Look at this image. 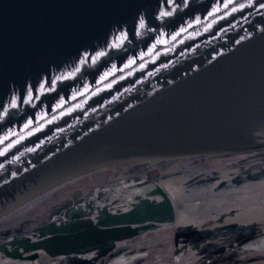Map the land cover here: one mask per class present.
Returning a JSON list of instances; mask_svg holds the SVG:
<instances>
[{"label":"water","instance_id":"1","mask_svg":"<svg viewBox=\"0 0 264 264\" xmlns=\"http://www.w3.org/2000/svg\"><path fill=\"white\" fill-rule=\"evenodd\" d=\"M262 147L264 0H0V219L98 169ZM159 194L3 249L104 257L174 221Z\"/></svg>","mask_w":264,"mask_h":264},{"label":"rangeland","instance_id":"2","mask_svg":"<svg viewBox=\"0 0 264 264\" xmlns=\"http://www.w3.org/2000/svg\"><path fill=\"white\" fill-rule=\"evenodd\" d=\"M159 192L174 221L117 243V255L104 264H264V147L103 168L67 180L0 219V264H67L43 251L18 260L3 248L12 252L15 240L39 242L54 226L161 203Z\"/></svg>","mask_w":264,"mask_h":264},{"label":"flooded vegetation","instance_id":"3","mask_svg":"<svg viewBox=\"0 0 264 264\" xmlns=\"http://www.w3.org/2000/svg\"><path fill=\"white\" fill-rule=\"evenodd\" d=\"M117 245V244H116ZM117 247L114 248V250L111 253H108L106 256L99 258L97 253H89L87 255L84 256H75V255H71V256H61V257H57V258H66L68 259L67 264H104L106 259L108 258H112L114 257V255H117ZM14 248H11L10 251H13ZM0 252H3L2 249L0 250ZM90 255H94L93 258L91 259H87L86 257L90 256ZM56 258V257H55Z\"/></svg>","mask_w":264,"mask_h":264},{"label":"bare ground","instance_id":"4","mask_svg":"<svg viewBox=\"0 0 264 264\" xmlns=\"http://www.w3.org/2000/svg\"><path fill=\"white\" fill-rule=\"evenodd\" d=\"M164 194V193H163ZM136 210H137V207L135 208ZM124 214V213H123ZM105 215V214H104ZM104 220L105 221H110V222H112V218H109V214L108 215H105L104 216ZM85 222H88V221H85ZM94 223V222H93ZM59 228V227H58ZM58 228H56L55 226L54 227H51V229L49 230L50 232H52L53 230H56V229H58ZM19 245H21L22 246V244H19Z\"/></svg>","mask_w":264,"mask_h":264}]
</instances>
